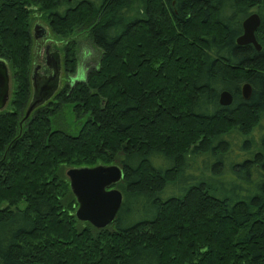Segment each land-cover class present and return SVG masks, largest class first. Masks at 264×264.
Wrapping results in <instances>:
<instances>
[{"label": "trees", "instance_id": "1", "mask_svg": "<svg viewBox=\"0 0 264 264\" xmlns=\"http://www.w3.org/2000/svg\"><path fill=\"white\" fill-rule=\"evenodd\" d=\"M248 2L0 0L15 84L0 112V264H264V16L262 50L238 47ZM36 13L65 39L68 73L81 34L101 59L25 119ZM65 104L87 116L78 134L53 128ZM113 164L123 204L97 229L77 219L65 169Z\"/></svg>", "mask_w": 264, "mask_h": 264}, {"label": "water", "instance_id": "2", "mask_svg": "<svg viewBox=\"0 0 264 264\" xmlns=\"http://www.w3.org/2000/svg\"><path fill=\"white\" fill-rule=\"evenodd\" d=\"M260 26L258 15L250 16L244 23V34L237 39L239 46L253 44L258 51L261 45L257 42L256 31ZM47 31L42 26H36V40L46 37ZM47 64L53 70L51 79H41L33 73L34 98L30 103L25 119L30 118L35 109L49 101L59 88L61 60L59 54L54 55V61ZM38 69V68H37ZM37 71V70H36ZM35 71V72H36ZM42 80V81H41ZM253 89L250 83L242 86L243 99L250 100ZM11 96V71L8 63L0 59V112L7 107ZM223 106L233 103L230 92L224 91L220 96ZM72 193L77 199L76 217L81 222L90 223L97 229L110 226L117 218L123 204V194L116 187L124 177L123 169L117 165H97L95 167L69 168L66 172Z\"/></svg>", "mask_w": 264, "mask_h": 264}, {"label": "rangeland", "instance_id": "3", "mask_svg": "<svg viewBox=\"0 0 264 264\" xmlns=\"http://www.w3.org/2000/svg\"><path fill=\"white\" fill-rule=\"evenodd\" d=\"M194 24L197 26L195 28L194 27L192 28L193 32L202 33V30L198 29L199 23L195 22ZM36 26H42L47 31V33L45 38L34 40L33 54H32L33 68L39 69L37 72L39 73L40 76L51 74L50 68L48 67V64L46 62L47 50L50 49L51 53L59 54L61 60V68H60L58 90H61L66 85L73 86L77 82L85 81L90 68L98 66L101 59V51L93 45L91 39L89 38V36H87V34H81L75 37V41L77 42L79 48V64L77 67V71L74 74L68 73L64 67V63L62 60L63 55L64 56L66 55L64 49L65 39L57 37V35L51 30L50 26L48 25V21L44 20L41 14H37V13L33 15V20H32L33 34ZM62 49H63V54H62ZM14 88H15V84L13 83L12 74H11V97H10V102L8 103L4 111L11 110L10 103L13 99ZM32 88L34 94L33 83H32ZM58 90L56 92H58ZM86 119L87 116L85 114H83L81 117H78L74 112L73 107L69 104H65L63 107V112L53 118V128L62 129L69 134L75 135L78 134L82 125L86 122ZM68 169L69 168L65 169V174Z\"/></svg>", "mask_w": 264, "mask_h": 264}, {"label": "flooded vegetation", "instance_id": "4", "mask_svg": "<svg viewBox=\"0 0 264 264\" xmlns=\"http://www.w3.org/2000/svg\"><path fill=\"white\" fill-rule=\"evenodd\" d=\"M205 1H210V0H199V2H205ZM176 3H177V0H171V7H172V9L177 13L178 12V9H177V7H176ZM248 4V15L245 17V18H243V20L241 21V23H240V25H241V34L239 35V36H242L243 34H244V23H245V21L250 17V16H252V15H258L259 16V18H260V26H259V28L257 29V31H256V39H257V34H258V32H259V30H260V28L262 27V24H263V16H264V0H251V2H248L247 3ZM202 31L203 32H205V31H210V30H207V29H202ZM257 42H258V39H257ZM259 43V42H258ZM236 45L238 46V47H241V48H248V47H251V46H253L254 48H255V46L253 45V44H250V45H246V46H239L238 45V43H236ZM257 50V49H256ZM261 50H262V46H261ZM258 51V50H257ZM54 55H57V53H51L50 52V49H48L47 50V56H46V62H47V60H48V58H49V62L50 63H52L53 61H54ZM49 67V66H48ZM39 70V69H37V68H34L33 69V73L34 74H37L38 72L37 71ZM36 71V72H35ZM50 71H51V74H48V75H44V76H40L39 75V73L37 74V75H39V77L41 78V79H51L52 77H53V75H54V72H53V70L52 69H50ZM42 81V80H41ZM246 83V82H245ZM244 83V84H245ZM243 84V85H244ZM57 93V92H56ZM34 95L35 94H32V99H31V102H32V100H33V98H34ZM241 95H242V89H241ZM11 97V96H10ZM242 98H243V96H242ZM10 102V101H9ZM30 102V103H31ZM221 104V103H220ZM221 106H223V105H221ZM223 107H229V106H223Z\"/></svg>", "mask_w": 264, "mask_h": 264}]
</instances>
